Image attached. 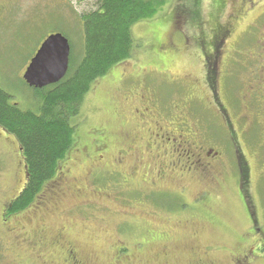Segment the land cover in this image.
<instances>
[{
  "label": "rangeland",
  "instance_id": "1",
  "mask_svg": "<svg viewBox=\"0 0 264 264\" xmlns=\"http://www.w3.org/2000/svg\"><path fill=\"white\" fill-rule=\"evenodd\" d=\"M94 2L2 0L0 88L20 110H37L22 76L46 37L81 58ZM130 33L131 58L91 84L55 177L10 215L25 166L0 128V264H264V0H169ZM154 97L166 132L180 118L225 166L186 174L152 145Z\"/></svg>",
  "mask_w": 264,
  "mask_h": 264
},
{
  "label": "trees",
  "instance_id": "2",
  "mask_svg": "<svg viewBox=\"0 0 264 264\" xmlns=\"http://www.w3.org/2000/svg\"><path fill=\"white\" fill-rule=\"evenodd\" d=\"M168 2L95 0L94 9L79 16L83 29L81 58L78 63L74 61L69 43L67 74L57 84L38 90L35 112L20 110L0 88V128L16 139L26 175L22 191L7 210L9 215L27 208L55 177L73 143L71 120L78 116L91 84L112 66L131 58V27L155 15Z\"/></svg>",
  "mask_w": 264,
  "mask_h": 264
},
{
  "label": "flooded vegetation",
  "instance_id": "3",
  "mask_svg": "<svg viewBox=\"0 0 264 264\" xmlns=\"http://www.w3.org/2000/svg\"><path fill=\"white\" fill-rule=\"evenodd\" d=\"M59 1L63 5L67 4V0H59ZM5 9L6 7L4 6V3H2V0H0V20L4 16ZM153 104H155L156 107H158L159 100L155 97L154 100L149 104L150 106L147 104L148 107L144 106L142 110V112L144 113L142 115V118L144 120L143 125L147 129V132H149L148 139L151 138V140L153 139L154 141L152 145L167 146L168 149L171 150L170 154L172 152L174 155H176L175 164H179V166H182L181 168L182 170H185L186 174H189L190 172L193 171L207 172L213 169L214 167L225 166L223 152L216 151L215 148H213V146H210L204 143L203 141L194 142V139L191 138L194 137L191 134V130L187 131V128H189V126L187 127L185 121H182L180 118L179 120L181 122H179L178 124V127H180L179 134L173 136V134L166 132L164 126H161L160 124L161 120H158L160 114L157 113L152 108ZM161 111H165L164 113L166 114L168 113V117L170 116V109L162 110L161 108ZM135 112L139 114L137 110ZM261 114L264 116V111H262ZM149 118H153V120H150ZM262 150L264 151V146L262 147ZM236 153L237 150L235 149V152L231 154H233V156L236 157ZM235 164L236 167H238V169L241 170V164L239 163V161L238 163L235 162ZM170 165L173 166L174 163H170ZM243 170H245V168ZM246 180H247V176H246ZM19 194L14 198V200L19 196ZM14 200L11 202V204L14 202ZM256 230L259 231L258 228H256ZM68 263L79 264V262L76 260V258L73 256L72 253H70V257L68 258Z\"/></svg>",
  "mask_w": 264,
  "mask_h": 264
},
{
  "label": "water",
  "instance_id": "4",
  "mask_svg": "<svg viewBox=\"0 0 264 264\" xmlns=\"http://www.w3.org/2000/svg\"><path fill=\"white\" fill-rule=\"evenodd\" d=\"M70 46L60 33L49 35L40 44L22 76L32 89L41 90L60 82L69 67Z\"/></svg>",
  "mask_w": 264,
  "mask_h": 264
}]
</instances>
